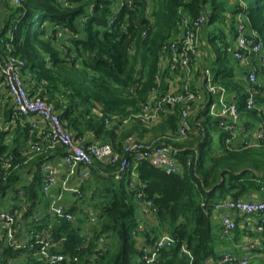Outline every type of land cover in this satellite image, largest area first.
I'll return each instance as SVG.
<instances>
[{"label":"trees","instance_id":"trees-1","mask_svg":"<svg viewBox=\"0 0 264 264\" xmlns=\"http://www.w3.org/2000/svg\"><path fill=\"white\" fill-rule=\"evenodd\" d=\"M8 10L5 30L17 26L13 54L25 62L22 77L29 96L38 95L52 105L75 137L90 131L98 143H110L120 151L127 136L137 130L134 126L142 127L138 121L124 128L105 120L137 114L153 91L164 93L168 70H161L160 64L164 47L178 34L181 11L190 17L208 12L204 27L214 32L209 42L216 55L212 84L235 91L236 98L229 103L236 102L238 116L249 120V126L252 121L261 123L264 132L262 109H246L252 94H245L243 85L233 80L226 53L237 35V15L246 32H255L264 47V0H243L242 4L230 0H18L15 4L10 0ZM246 81L249 88L254 86L247 77ZM1 83L0 75V114L6 122L14 113L4 102L1 88L6 86ZM206 101L194 118L206 119L197 127V135L178 136V105L160 124H154L166 139L152 145L169 144L179 172L167 173L141 160L116 178L117 165L94 161L90 177L66 207L73 215L71 221L51 215L50 221L47 211L53 199L43 191L42 165L54 156L63 157V148L33 154L35 172L31 182L21 187L25 201L18 211H9L17 221L32 218L30 237L23 244L15 232V241L8 244L2 235L0 264H148L145 256H150L164 234L171 237L172 245L159 248L150 264H207L209 260L217 264V249L225 236L220 226L213 231L212 207L227 198L249 200L255 194L264 199V143L233 146L238 122L229 129L230 120L209 114L212 98L207 94ZM9 132L0 135V193L18 180L16 170L3 178L2 159L14 155L19 160L23 151L24 133L14 136L18 143L11 146L5 141ZM252 135L245 132L242 137ZM176 136L185 139L176 140ZM80 196L95 202L89 209H79ZM38 201L43 203L41 210ZM38 210L45 214L34 215ZM43 231L50 238L47 256L34 239V234ZM232 233L240 238L242 232L237 226ZM250 235L260 236L264 247V226L262 232Z\"/></svg>","mask_w":264,"mask_h":264},{"label":"built area","instance_id":"built-area-1","mask_svg":"<svg viewBox=\"0 0 264 264\" xmlns=\"http://www.w3.org/2000/svg\"><path fill=\"white\" fill-rule=\"evenodd\" d=\"M231 2L243 3V0H230ZM17 4L18 0H13ZM112 22V20L110 21ZM209 22V14L207 11L200 12L196 17H190L187 14L180 12L178 21V34L170 40L167 46L164 47V54L168 55L169 68L172 71L184 70L189 72L190 61L198 54V31L201 30ZM237 35L235 40L226 47V53L233 59L245 62L248 65L246 77L249 83L256 84L258 76L264 75V47L259 41L258 35L255 32L248 34L246 26L240 15H237L236 20ZM17 26H13L12 30L6 34H0V75L6 89L1 88L2 94L5 96L4 102H8L13 108V113L16 116H34L30 126L37 127L38 120H41L47 129L45 141L39 144L35 141H30L22 156L18 160L14 155H7L2 159L4 177L12 171H15L25 165L33 154H39L52 150L57 146L63 148L64 156L62 157L63 164L67 167L66 179L63 181L62 189L70 190L73 193L77 192V188L67 187V180L74 176L79 169V184L90 177V168L94 161L117 165V170L114 173L116 178L126 173L132 166L141 160H146L157 168L164 170L167 173H177L180 171L178 161L175 158V151L169 144H160L158 146L147 144L134 134L128 135L125 139L120 151L113 148L110 143H92L87 142L82 144L81 140L67 130L60 116L53 110L52 105L43 101L38 95L29 96L25 84L23 82L22 70L25 67V62L20 57L13 54V32ZM252 58L254 63L248 61ZM204 80L207 92L214 91V85L208 70L204 71ZM151 93V97L141 106L139 113L131 115L128 118L119 120L111 117L106 119L108 125L118 124L119 126H127L130 122L138 121L143 125H151L157 123L159 117L164 115L167 106L173 108L176 105L180 106V118L178 121L177 134L179 137L186 136L190 128V111L194 102H196L201 94L198 91L190 88H185L183 91L171 92L162 95ZM7 98V100H6ZM221 108L216 111L214 105L210 107V114L213 117L224 120L225 118L231 121L229 129H233L238 122V108L235 103H226L223 98L219 100ZM254 98L250 96L246 101V109L254 108ZM224 117V118H223ZM9 131V126L0 122V135L2 132ZM264 143V132L258 129L253 133L251 138H243L242 144L245 147H254ZM44 183L43 191L48 193L51 187L56 183L59 170L54 165L44 164ZM16 196L23 200L25 193L22 188L17 190ZM140 196V195H139ZM21 211H26L23 206ZM52 217L62 218L67 221L73 219V215L67 211L66 206L61 202L60 196L53 200L49 208ZM212 215L218 219V226L223 230V236H230L238 226L235 216H253L257 219L255 232H262L264 226V199L247 200V199H222L216 202L212 207ZM34 221H38V217H33ZM17 219L9 211H0V232L6 238V242L11 244L15 241ZM219 227V229H220ZM35 242L39 245L41 254H45L48 249L50 238L46 232L34 234ZM173 240L167 234L162 235L155 246V250H150V256H145L146 263L154 262L156 251L165 245H172ZM245 247L255 249L258 246L256 241L245 238L242 240ZM47 256V255H46ZM250 254L238 255L232 251H227L220 255L217 264H249Z\"/></svg>","mask_w":264,"mask_h":264},{"label":"crops","instance_id":"crops-1","mask_svg":"<svg viewBox=\"0 0 264 264\" xmlns=\"http://www.w3.org/2000/svg\"><path fill=\"white\" fill-rule=\"evenodd\" d=\"M1 1V0H0ZM7 2H0V34H6L8 30H5V24L9 18V10L8 6L10 5V0H5ZM81 21V20H80ZM84 22V21H83ZM210 33H214L212 30H210L207 27H203L201 30L198 31V54L197 56L190 61V69L189 72L178 70V71H172L169 68L168 63V55L164 54L162 57V62L160 64L161 70H168V75L164 78V83L167 85L165 87L164 93H171V92H179L183 91L185 88H190L192 90L198 91L201 94V97L194 102L192 110L190 111V128L186 134V137L188 135H197L198 134V126L200 125L201 121H205V118H200L199 120H194L195 117H197V114L203 109V107L206 105V94L209 98H212V101L209 105V114H210V107L214 105L216 111H219L221 108V104L219 102L220 98H223L226 103L231 102L236 98V92L235 91H227L219 86H214V91L212 93L207 92L206 84H205V76L204 71L208 70L211 76V79H213L212 71V62L216 60L215 55V49L212 47V45L209 42V37L214 36L210 35ZM210 35V36H209ZM231 41V40H230ZM231 59L230 61V70L229 73L232 74V78L235 82H239L243 85L244 93L245 94H252L253 98L256 99L254 104V109L261 110L264 114V75L260 74L258 76L257 83L254 84L253 87L249 88L248 83L246 81V72L248 65L245 64V62L237 61L233 59L231 56H229ZM248 61L251 63H254V60L252 58H248ZM162 93V94H164ZM155 95H159L157 92ZM262 98V99H261ZM258 99H261L260 101ZM8 103V102H7ZM236 103V102H235ZM239 105L243 104L242 102H237ZM9 104V103H8ZM10 106V104H9ZM5 110L1 111L4 112ZM172 111L171 108L167 106L166 112L164 115H161L159 117L158 124L162 122V120ZM211 115V114H210ZM212 116V115H211ZM260 117L262 115H259ZM5 116L3 114H0V122H3L9 126V134L5 136V141L7 144H11V146H14L17 141H15L14 136H20L21 133H24L23 135V143L21 145V151L26 149L27 144L30 141L38 142L39 144H43L45 141V136L47 134V129L45 124L38 120L37 127L33 128L30 126V122H33L35 119H37L34 116H28V117H16L12 116L10 117V121H4ZM224 118V117H223ZM226 119V118H225ZM247 121L243 117H239L238 119V125L235 132V136L231 142L233 146H237L242 143L241 138L242 134L246 133H255L258 129L262 127V124L257 121H252L253 125L249 126L247 125ZM134 122H130L127 126H124V128H130ZM192 124V125H191ZM134 129H137L133 132L137 137L142 139L143 141L150 143V144H158L162 140L166 139L165 136L161 135V132L156 128V125H142L140 128L138 125L134 126ZM24 131V132H23ZM176 140H183L185 138H178L176 136ZM77 139L81 140L82 144L87 142L92 143H98L97 140L94 137L93 132L86 131L83 135L80 137H77ZM213 141H217V134L216 138L215 135H213ZM241 142V143H240ZM22 151V153H23ZM53 154V153H52ZM32 157L25 165H23L21 168L16 170L17 179L14 186L10 189H7L4 193H0V211H11L15 210L18 211L20 209V206L24 203L22 199H20L18 196H16L17 190L20 189L23 186H26L31 182V179L33 177V174L35 172V167L32 164L33 159ZM44 164H51L58 168L59 173L57 176L56 183L51 187L50 191L48 192V195L51 196L53 200H55L58 196H60L61 202L67 207V204L65 203L67 194L71 195L70 200L73 201L76 199L75 193H78L79 186L82 184V182L79 184V175L81 172V169L77 171V173L69 177L67 180V187L69 188H77V192H72L70 190H63L62 183L66 179V171L67 167L62 162V157L60 156H54L50 160H47ZM43 164V165H44ZM42 165V173L44 175V166ZM91 169V168H90ZM91 171V170H90ZM91 175V172H90ZM105 175V174H103ZM86 181V180H85ZM15 189V190H14ZM23 189V188H22ZM251 200H258L259 198L253 194L250 197ZM249 199V200H250ZM52 200V201H53ZM82 196H80V201L78 204H81ZM84 205H88L89 200L84 201ZM37 207L44 208L43 203L38 201L36 203ZM49 213L50 221L52 220V215L50 214V211H47ZM45 213H42L38 210L34 215H44ZM51 215V216H50ZM215 216V215H214ZM20 218V217H19ZM23 218V217H22ZM236 221L238 223V227L241 230V237L235 238L234 233H231L230 236L223 239L224 244L220 245L217 250H220L219 254L222 255L227 251H232L238 255H244V254H250V262L249 264H264V247L260 244V236H252L250 233L255 232V225L257 224V217L254 216H235ZM30 219H22L17 221L16 225V239L18 242H21L25 244L27 240L30 237L29 233V225L28 222ZM217 224H218V219ZM2 233L0 232V238L2 237ZM245 238L251 240L252 242L256 241V245L258 243L257 248L251 249L248 247H245L242 243V240ZM216 261L215 263H217ZM207 264H214V260H209Z\"/></svg>","mask_w":264,"mask_h":264},{"label":"rangeland","instance_id":"rangeland-1","mask_svg":"<svg viewBox=\"0 0 264 264\" xmlns=\"http://www.w3.org/2000/svg\"><path fill=\"white\" fill-rule=\"evenodd\" d=\"M214 135H215V138H216V133H214ZM70 198H71V195L67 194V196H66L67 200H65V203L70 204L72 202L70 200ZM94 202L95 201H89L88 205L87 204L84 205L85 202L83 200H81V204L79 205V209H81V207L84 208V209H89V207H90L89 204H94ZM212 220H213V225H212L213 226V231L216 232L218 230V224H217V220H216L214 215L212 216ZM218 253H219V251H218Z\"/></svg>","mask_w":264,"mask_h":264}]
</instances>
